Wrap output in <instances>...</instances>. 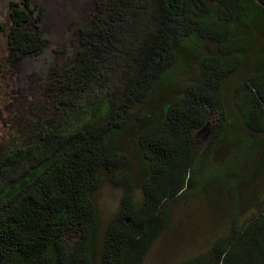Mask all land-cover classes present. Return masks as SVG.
Segmentation results:
<instances>
[{
	"label": "trees",
	"instance_id": "16d2710c",
	"mask_svg": "<svg viewBox=\"0 0 264 264\" xmlns=\"http://www.w3.org/2000/svg\"><path fill=\"white\" fill-rule=\"evenodd\" d=\"M41 19L10 2L7 62L43 51ZM76 36L50 111L0 148V264H143L191 190L260 206L183 264H264V161L252 167L248 138L264 136V0H94ZM104 177L122 195L101 233Z\"/></svg>",
	"mask_w": 264,
	"mask_h": 264
},
{
	"label": "rangeland",
	"instance_id": "374dc122",
	"mask_svg": "<svg viewBox=\"0 0 264 264\" xmlns=\"http://www.w3.org/2000/svg\"><path fill=\"white\" fill-rule=\"evenodd\" d=\"M23 1L0 0V148L15 145L18 142L17 135L24 132L25 126L36 115L50 111L47 93L49 75L54 69L67 66L74 60L80 48L76 32L90 25L94 12V0H28L35 14L42 11L39 27L47 45L39 55L27 56L12 64L6 58L9 4ZM205 51L214 53L215 45H208ZM241 75L242 72H239L226 84L231 91V102L236 98L232 87ZM212 117L215 118V115ZM248 138L257 143L250 161L252 167H256L264 161V136L248 135ZM206 143L207 139H204L203 144ZM230 151L226 148L216 151L209 160L207 175H212L226 164L232 155ZM235 171V167L230 170ZM121 195V189L114 187L106 177L93 194L101 233L119 209ZM248 203H245L246 211H241L238 202L229 196L221 199L208 191L197 193L191 190L179 201L171 203L169 225L154 243L143 264H183L194 259L229 230L233 217L241 222L256 213L260 204ZM74 236L72 233L69 240ZM95 264H99V261Z\"/></svg>",
	"mask_w": 264,
	"mask_h": 264
}]
</instances>
